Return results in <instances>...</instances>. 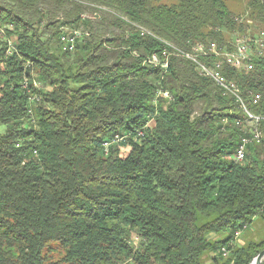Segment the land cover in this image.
Returning <instances> with one entry per match:
<instances>
[{"label":"trees","instance_id":"trees-1","mask_svg":"<svg viewBox=\"0 0 264 264\" xmlns=\"http://www.w3.org/2000/svg\"><path fill=\"white\" fill-rule=\"evenodd\" d=\"M241 1L0 0V264H249L264 249V54L224 70L259 95L243 162L235 100L163 55L264 30V0Z\"/></svg>","mask_w":264,"mask_h":264},{"label":"built area","instance_id":"built-area-1","mask_svg":"<svg viewBox=\"0 0 264 264\" xmlns=\"http://www.w3.org/2000/svg\"><path fill=\"white\" fill-rule=\"evenodd\" d=\"M1 34H2V27H0V35ZM141 35H146V34H141ZM79 36L80 35H77L75 33L61 34L59 39L62 50L72 51L74 49L75 41ZM7 43L10 50L14 49L12 42L10 40H7ZM200 45H207V52H200ZM165 51H169L168 47L166 46L163 52ZM188 54H193V56H199L203 62H204V55H213L215 57V64H207V66H210L209 74H202L199 71H197V73L199 75L207 76L214 83H229L231 84V86L234 87L235 90H237L242 95V102H236V103L239 108H240V103H248V111L242 113L246 115L247 122L250 125V132H248V134L254 135L253 127L256 124H258L260 120L263 119H254V114L251 112L249 106L258 103L259 95L255 94L254 99H250L249 101L245 100L242 91L237 85V83L234 80L228 78L225 75L224 70H233L236 72L250 71L251 67H253V60L264 54V30L248 29L245 34H241V35L235 34L233 38H230L228 41H225L224 43L221 44H218L216 42H212V43L197 42V47H190ZM216 54H224L225 62H217ZM147 61L150 64H153L154 66L160 65L164 69H166L167 67V62L164 61L163 63H161L157 55H152L150 58H148ZM163 95L168 97L166 93H164ZM141 135H142L141 132H139L138 136ZM125 137L126 135L123 136L115 135L113 137L112 143L123 141ZM110 144L111 142L103 143V148L105 153H107ZM246 147L247 144L241 141V144L239 145V147L236 149L235 153L232 156V159L235 162L244 161ZM123 149H129V148L126 147ZM239 234L240 231L235 232L236 237L239 236ZM223 255H225V252H223Z\"/></svg>","mask_w":264,"mask_h":264},{"label":"bare ground","instance_id":"bare-ground-1","mask_svg":"<svg viewBox=\"0 0 264 264\" xmlns=\"http://www.w3.org/2000/svg\"><path fill=\"white\" fill-rule=\"evenodd\" d=\"M140 29V34H150L147 31H145L143 28ZM77 35H80L77 32H73ZM232 36L231 38H233ZM163 44L168 47L169 51L163 52L164 56H168L169 54L186 59L190 62H192L198 69V71L202 74H209L210 73V66H207V64H215V57L213 55H204V62L200 59L199 56H193V54H188V51L181 50L180 48H177L175 45H172L166 41H162ZM208 43V42H205ZM212 43V42H209ZM190 47H197V43L192 44ZM200 52H207V45H200ZM216 61L217 62H225V55L224 54H216ZM252 70V67H251ZM204 78H208L205 75H200ZM210 79V78H208ZM215 85L222 91L223 96H229L232 97L235 102H242V95L234 89L233 86L229 83H215ZM252 97V96H251ZM254 98V97H253ZM240 109L242 112L248 111L247 103H240ZM254 119H260V117L254 116ZM264 119V118H263ZM246 132L248 129H246ZM253 134H247V137L243 138L241 141L245 142L246 144L249 143H259L262 137V133L259 130L258 126L253 127Z\"/></svg>","mask_w":264,"mask_h":264},{"label":"rangeland","instance_id":"rangeland-1","mask_svg":"<svg viewBox=\"0 0 264 264\" xmlns=\"http://www.w3.org/2000/svg\"><path fill=\"white\" fill-rule=\"evenodd\" d=\"M228 3L230 4V6L232 7V8H234V10L235 9H237V10H235V11H240L241 9H242V7H243V3H244V1H241V0H228ZM254 28H257V27H254ZM258 30V29H257ZM234 36V35H233ZM229 40V39H228ZM227 40V41H228ZM4 131V126L3 125H0V132H3ZM127 150L128 149H123L122 151H123V153H127ZM261 225H258L257 224V226L255 227V228H257V227H260ZM255 230V229H254ZM226 236V234L225 235H219V237L220 238H223V237H225ZM56 248H58V246L56 245V244H52V246H51V249H52V259L53 260H57L58 258H59V255H58V253H56L55 252V249ZM204 264H212V262L209 260V259H207V258H205V261H204Z\"/></svg>","mask_w":264,"mask_h":264},{"label":"water","instance_id":"water-1","mask_svg":"<svg viewBox=\"0 0 264 264\" xmlns=\"http://www.w3.org/2000/svg\"><path fill=\"white\" fill-rule=\"evenodd\" d=\"M264 261V249L257 253L249 264H261Z\"/></svg>","mask_w":264,"mask_h":264},{"label":"crops","instance_id":"crops-1","mask_svg":"<svg viewBox=\"0 0 264 264\" xmlns=\"http://www.w3.org/2000/svg\"><path fill=\"white\" fill-rule=\"evenodd\" d=\"M238 243H239V245H241L242 244V242H241V240L240 239H238V241H237Z\"/></svg>","mask_w":264,"mask_h":264}]
</instances>
